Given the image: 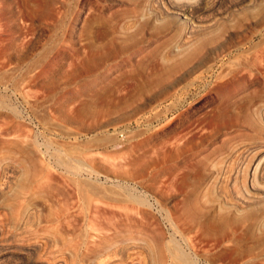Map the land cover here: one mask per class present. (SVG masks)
<instances>
[{"label": "rangeland", "instance_id": "rangeland-1", "mask_svg": "<svg viewBox=\"0 0 264 264\" xmlns=\"http://www.w3.org/2000/svg\"><path fill=\"white\" fill-rule=\"evenodd\" d=\"M171 1L194 5L183 46ZM171 1L0 0V264L241 263L212 226L264 193V64L230 47L261 6Z\"/></svg>", "mask_w": 264, "mask_h": 264}, {"label": "bare ground", "instance_id": "bare-ground-1", "mask_svg": "<svg viewBox=\"0 0 264 264\" xmlns=\"http://www.w3.org/2000/svg\"><path fill=\"white\" fill-rule=\"evenodd\" d=\"M237 1H239V0H237ZM167 2H169V1H167ZM255 2H257V4H255ZM170 3L173 4L172 1ZM171 4H170V7L167 9V11L166 10L165 11L167 13H171L173 15L180 16L181 18H183L181 21V24H182L181 29H182V35H183V42H181V43L183 46L184 44H186L185 39L191 38L196 32L195 31L196 25H194L196 22L195 21L196 18L193 16L195 18V19H193V17L191 16L192 12L190 14H188V13L185 14V12H186L185 9L186 8L187 9L192 8L191 10H193L194 5L193 6L192 5L189 6L190 4L189 5L188 4L179 5V4H175V2L173 5H171ZM239 4H240L239 8H237V9L235 8L234 11H238V12L241 11V13H243L242 15H244V16H246V13H248V11H250L252 8H255L258 5L261 6V9L258 10V12H257V14H259L260 18L257 20L255 18V21H253L255 23H253V28L251 30L249 37H245L243 39L238 38L239 40L235 44L233 43L232 45H230V47L234 48L236 51H242L244 54V59H248L249 56H251V58L253 60H254V58L260 57L261 62L264 64V48H258V44H253L255 42L256 38H258V36H260V34L262 32L258 27H260V26L264 27V5H260V2H258L257 0L256 1L253 0L252 2H249L248 4H245V2L243 1ZM242 4H245V5H242ZM234 5L235 4H233V6ZM165 7H167V6H165ZM224 11H226V10H224ZM187 12H188V10H187ZM238 12H236V13H238ZM228 14L226 16H224L225 14L222 15V17L223 16L225 17V18L224 17L222 18V19H224L223 21H225L227 19ZM218 19H220V16ZM230 21H231V19H230ZM230 21H228V22H230ZM224 31H225V29H224ZM261 35H262V37H264L263 34H261ZM227 41H229L230 44L233 42V40L231 42V39L229 38V36H228ZM227 47L230 48L229 46H227ZM244 47H245V49H244ZM227 49H225V50H227ZM247 55H248V57H247ZM249 61H251V60H246L243 64L248 63ZM244 70H245V68H244ZM238 73H240V72L233 73L227 80L225 79L226 82L231 84V83H234V82L240 80L241 78H243V76L238 75ZM228 76H229V74L224 76V78H226ZM248 77H247V79H248ZM239 93L240 92H237L236 94L232 95L231 97L229 96V97L225 98L226 100L223 99V100H220V102L218 101V103L221 107L220 113H223L225 110L230 108L231 103L233 102L234 99H236L239 96L238 95ZM254 100L255 101L258 100V96H255L254 99L251 100L250 102H255ZM240 108L242 111H247V110H249V105L247 104V102L246 103L244 102L240 105ZM258 110H257V112H258ZM258 130H259L258 128H255L256 133H258ZM254 142H256V141H254ZM251 144H253V143H251ZM258 147H260L259 148L260 150H258L259 152L258 151H256V153L254 152L255 154L253 157H251V159L252 158L253 159L249 165V175L251 176L250 178L252 179L251 180L252 184L250 187L252 189H256L258 191L263 190V192H264V186H263V189L262 188H256L253 186V179H259L264 184V148L261 150V147H264V146L258 145ZM258 147H256V148H258ZM244 148H246V147L244 146ZM252 149H254V148H252ZM251 155H253V154H251ZM1 181H3V180H1ZM73 186H75V185L73 184ZM95 193L97 194V192H95V191L92 194H95ZM246 198L247 197H243V200L241 203L245 207V209L238 210L237 214H236V216H237L236 218L235 217L231 218V217H229V215L221 214L220 216L215 217L213 219V226L212 227L214 228L216 226V231H218V230L224 229L225 227L229 226L232 223V221L235 222L236 223L235 244L230 245V248H233L234 245L236 246L237 256H238L239 261H241L240 264H264V193H261V195L257 196V199H253V200L249 199L248 200ZM239 200H241V199H239ZM250 205H252V206H250ZM247 206H249V208H246ZM101 230H104V228H101ZM87 241H89V240H87ZM97 241L105 242V239L99 235L92 237V242H97ZM188 242H189V245L192 248H194V244H195L194 239L189 238ZM231 242H233V241L231 240ZM178 244H175L173 242V244L171 246V253L180 262L187 263L188 261H190L189 260L190 257H188L184 253V251L181 249V247L178 246ZM259 255H262V258H258ZM259 259H261L262 261L260 262Z\"/></svg>", "mask_w": 264, "mask_h": 264}]
</instances>
